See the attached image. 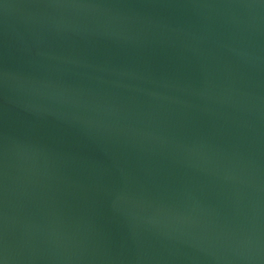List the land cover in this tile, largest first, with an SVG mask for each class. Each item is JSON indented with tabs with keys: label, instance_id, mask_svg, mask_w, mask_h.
<instances>
[{
	"label": "water",
	"instance_id": "1",
	"mask_svg": "<svg viewBox=\"0 0 264 264\" xmlns=\"http://www.w3.org/2000/svg\"><path fill=\"white\" fill-rule=\"evenodd\" d=\"M0 264H264V0H0Z\"/></svg>",
	"mask_w": 264,
	"mask_h": 264
}]
</instances>
